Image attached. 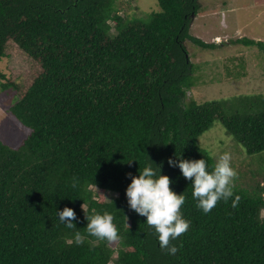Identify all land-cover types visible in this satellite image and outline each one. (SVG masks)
Instances as JSON below:
<instances>
[{"label":"trees","instance_id":"trees-1","mask_svg":"<svg viewBox=\"0 0 264 264\" xmlns=\"http://www.w3.org/2000/svg\"><path fill=\"white\" fill-rule=\"evenodd\" d=\"M156 1L160 11L136 18L119 14V0H0V60L12 43L24 56L0 87L16 94L8 112L31 131L17 148L0 139V264H264V188L233 189L204 213L191 179L168 164L214 168L197 141L215 123L249 156L264 153V94L187 102L186 42L222 44L190 34L199 0ZM230 43L264 52L262 41ZM149 160L185 196L189 227L163 247L125 195L127 174ZM66 207L72 228L59 222ZM93 209L113 215L118 239L88 233Z\"/></svg>","mask_w":264,"mask_h":264},{"label":"rangeland","instance_id":"rangeland-1","mask_svg":"<svg viewBox=\"0 0 264 264\" xmlns=\"http://www.w3.org/2000/svg\"><path fill=\"white\" fill-rule=\"evenodd\" d=\"M199 2L201 8L191 24L190 34L206 43L222 45L203 49L186 42L191 62L195 65L193 86L187 92L186 101L200 104L238 95L264 94V52L253 46L230 43L244 37L264 42V0ZM118 8L119 14L136 18H145L160 11L156 0H119ZM23 60L17 45L12 43L7 57L0 60V84L6 82L2 74L8 79L18 75L17 67ZM14 97L16 94L12 90L2 91L0 87V139L11 148L19 147L31 133L8 112L17 100ZM197 146L206 150L215 164L223 152L230 153V164L237 173L233 189L248 194L247 191L264 188V153L249 156L226 134L220 123H215L204 133ZM115 246L113 243L112 247ZM116 257L117 254L114 255ZM109 264L116 263L112 261Z\"/></svg>","mask_w":264,"mask_h":264},{"label":"clouds","instance_id":"clouds-1","mask_svg":"<svg viewBox=\"0 0 264 264\" xmlns=\"http://www.w3.org/2000/svg\"><path fill=\"white\" fill-rule=\"evenodd\" d=\"M230 161V153L223 152L210 171L205 159L195 161L179 159L178 164H174V161L169 158L168 164L178 166L182 176L191 179L192 196L197 201V207L207 213L219 200L227 201L233 196V179L237 173ZM161 168L162 165H155L149 160V163L138 171L137 175L128 173L131 183L126 188L125 195L129 207L141 216H146V223L154 227L163 247L169 244L170 238L174 240L184 233L189 227V221L182 217L180 211L181 205L185 202V196L177 195L170 190L171 181L168 176L161 174ZM72 186H76L75 181ZM238 200L239 196H236L233 206ZM92 212L94 214L87 216L88 233L98 239L108 241L118 239L113 215L108 211L101 213L95 209ZM57 215H59V222L66 224L69 228L74 227L71 223V219L75 216L72 209L66 207ZM65 218L69 219L65 220ZM75 238L79 242L78 231ZM169 251L174 254L177 249L173 246L169 248Z\"/></svg>","mask_w":264,"mask_h":264}]
</instances>
